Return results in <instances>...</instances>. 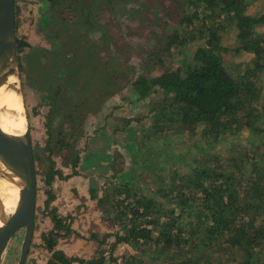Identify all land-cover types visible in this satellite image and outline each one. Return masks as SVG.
Here are the masks:
<instances>
[{
    "label": "rangeland",
    "instance_id": "rangeland-1",
    "mask_svg": "<svg viewBox=\"0 0 264 264\" xmlns=\"http://www.w3.org/2000/svg\"><path fill=\"white\" fill-rule=\"evenodd\" d=\"M187 1L126 0L104 5L96 0L91 12L95 30L85 34L80 31L85 27L72 20L69 25L77 37L73 41L59 34L55 39L49 28L38 29L42 0H14L16 45L24 43L17 48L19 92L32 140L37 187L34 231L24 264H47L50 259L42 235L53 230L52 217L69 227L68 233L62 230L55 238V250L68 259L89 261L100 254L105 264L146 261L147 247L136 250L130 244H115L114 235L123 233L114 207L117 197L124 196L116 192L118 186L130 185L139 195L154 197L161 184H168L165 173L169 170L183 174L198 158L207 161L210 155L205 152H215L220 161L232 158L228 137L212 148L186 154L189 144L193 148L202 145L200 135L189 137L163 128L158 133L163 121L155 130V114L168 103L163 101L164 94L156 89L140 100L132 88L139 76L153 78L177 69L182 59L189 62L201 46L182 23L191 12ZM248 5L247 15H264V0H248ZM78 13V8L71 10L72 16ZM208 14L200 12V18ZM200 25L194 22L188 28L196 27L199 33ZM255 31L264 37V24ZM237 33L233 22L220 31L222 47L230 50L223 55V63L233 74L255 66L252 54L234 53ZM175 35L182 36L170 52L153 55L155 60L150 62L149 54L167 46ZM84 41L86 47L80 46ZM74 46L80 50L69 54ZM64 50L68 56L61 53ZM261 70L257 82L260 101L264 98ZM75 158L78 162L73 167ZM51 170L56 173L47 182ZM236 177L244 180V175ZM24 233L23 228L10 239L1 264L18 263ZM260 255L264 259V251ZM239 260L237 255L233 260L222 255L214 264H237Z\"/></svg>",
    "mask_w": 264,
    "mask_h": 264
},
{
    "label": "trees",
    "instance_id": "trees-1",
    "mask_svg": "<svg viewBox=\"0 0 264 264\" xmlns=\"http://www.w3.org/2000/svg\"><path fill=\"white\" fill-rule=\"evenodd\" d=\"M186 5L191 12L184 15L182 23L201 46L189 62L182 59L177 69L153 78L139 76L132 88L140 100L156 89L164 94L163 101L168 103L155 114V130L163 121L158 133L163 128L189 137L200 135L202 145L193 148L189 144L186 154L212 148L228 137L232 158L220 161L215 152H205L210 155L208 160L195 157L183 174L168 169V184L155 191L158 200L139 195L130 185H119L116 192L124 196L117 197L114 207L123 233L114 235L115 244H130L136 250L148 248L146 261L133 259L131 264H214L222 255L230 260L237 255V264H264L260 255L264 251V98L260 101L257 85L264 68V37L255 31L264 24V15H247L248 0H188ZM199 11L209 14L201 19ZM194 22L201 23L199 33L196 27L188 28ZM232 22L238 31L234 53L252 54L255 64L243 73L233 74L223 63V55L230 50L222 47L220 31ZM181 36L171 37L167 46L150 53L148 60L169 53ZM23 46L17 43L18 49ZM77 162L75 158L73 167ZM55 173L50 171L47 182ZM236 174L244 175V180H238ZM160 201L168 207L163 208ZM52 220L53 230L42 235L51 253L47 264H105L100 254L82 261L68 259L55 250L58 233H68L69 227L56 217Z\"/></svg>",
    "mask_w": 264,
    "mask_h": 264
},
{
    "label": "water",
    "instance_id": "water-1",
    "mask_svg": "<svg viewBox=\"0 0 264 264\" xmlns=\"http://www.w3.org/2000/svg\"><path fill=\"white\" fill-rule=\"evenodd\" d=\"M87 2V0H85ZM11 36V49L18 72L17 45L15 40L14 0H0V47L5 36ZM1 57H4L0 54ZM20 91V89H18ZM0 113H3L0 110ZM27 126V125H26ZM0 152L10 161L17 162L21 192L15 210L6 216L0 226V264L2 255L15 233L25 230L17 264H24L34 231L36 207V170L32 140L28 128L21 136L10 135L0 128Z\"/></svg>",
    "mask_w": 264,
    "mask_h": 264
},
{
    "label": "bare ground",
    "instance_id": "bare-ground-1",
    "mask_svg": "<svg viewBox=\"0 0 264 264\" xmlns=\"http://www.w3.org/2000/svg\"><path fill=\"white\" fill-rule=\"evenodd\" d=\"M11 39L10 35L5 36L0 47V54L4 56H0V110L3 112L0 128L10 135L21 136L27 126ZM17 169V162L8 160L0 152V226L13 213L19 199L21 185Z\"/></svg>",
    "mask_w": 264,
    "mask_h": 264
},
{
    "label": "flooded vegetation",
    "instance_id": "flooded-vegetation-1",
    "mask_svg": "<svg viewBox=\"0 0 264 264\" xmlns=\"http://www.w3.org/2000/svg\"><path fill=\"white\" fill-rule=\"evenodd\" d=\"M96 0H42V16L41 23L37 26L39 30L43 31L46 28L52 30V37L55 36V39H59L58 35H66L70 37L71 40L76 41L77 37L71 31V26L69 25L72 20H76L80 25L84 26L80 31H84L85 34L88 32L94 31V25L91 22L92 16V5ZM126 0H102V4L108 5L114 2H125ZM73 8H78L79 13L77 16H72L71 10ZM112 6V10H113ZM62 30V31H61ZM60 37V36H59ZM85 45V41L79 43ZM75 49L69 50L68 53L77 52L80 50L77 46H74ZM78 48V49H77ZM83 48V47H81ZM85 51V49H83ZM67 50L61 52L62 54L67 55ZM86 52V51H85ZM45 66V64H43Z\"/></svg>",
    "mask_w": 264,
    "mask_h": 264
},
{
    "label": "crops",
    "instance_id": "crops-1",
    "mask_svg": "<svg viewBox=\"0 0 264 264\" xmlns=\"http://www.w3.org/2000/svg\"><path fill=\"white\" fill-rule=\"evenodd\" d=\"M93 200V199H92ZM89 201H91V200H89ZM93 202V201H92ZM101 227H102V225H101ZM73 229V228H72Z\"/></svg>",
    "mask_w": 264,
    "mask_h": 264
}]
</instances>
